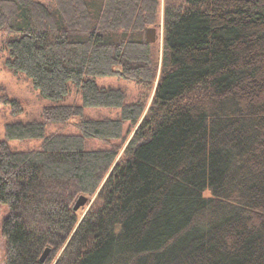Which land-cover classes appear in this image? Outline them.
I'll return each mask as SVG.
<instances>
[{
  "label": "trees",
  "instance_id": "16d2710c",
  "mask_svg": "<svg viewBox=\"0 0 264 264\" xmlns=\"http://www.w3.org/2000/svg\"><path fill=\"white\" fill-rule=\"evenodd\" d=\"M158 15L159 0H0L4 67L51 101L0 138L4 264H264V0L167 2L145 114L96 80L155 81L145 33ZM73 93L81 105L61 103ZM71 120L79 133L47 134ZM126 124L139 126L120 158L87 148L123 141ZM29 139L42 142L9 145Z\"/></svg>",
  "mask_w": 264,
  "mask_h": 264
},
{
  "label": "rangeland",
  "instance_id": "374dc122",
  "mask_svg": "<svg viewBox=\"0 0 264 264\" xmlns=\"http://www.w3.org/2000/svg\"><path fill=\"white\" fill-rule=\"evenodd\" d=\"M167 2H171L174 5H180L183 3V0H159V15L156 25L151 27L158 28V40L151 47L152 59L157 65V77L154 82L151 84H141L131 80H126L120 77H105L98 78L96 81L100 86L103 87H116L122 89L126 94L127 103H136L143 102L146 105V112L152 102L154 97L155 89L160 75L161 61L163 55L164 47V10ZM146 36V33H145ZM0 41H2V34L0 33ZM4 54L0 53V97L16 101L21 108L22 112H14L13 107L9 105H4L0 102V138H4V127L7 123L13 121H28L40 118L42 109L44 106L51 104V101L43 97L35 86L32 84V81L26 79L21 75H14L12 72L8 71L4 67ZM63 104H82V99L80 96H77L75 93L71 94L66 100L62 101ZM85 113L91 118H116L120 114V109H96V108H85ZM77 121L71 120L67 123H55L51 124L47 128V134L54 132H61L64 134H77L79 133L76 128ZM137 125H125V130L127 132L124 140H112L104 141L98 139H87V148L96 150V149H108L113 146L121 148V155L125 147L127 146L129 140L131 139L133 133L138 128ZM131 134H128L130 133ZM42 140L39 139H29L24 141H10L9 145L15 150H29L35 149L40 146ZM205 196H209V193H206ZM97 195L91 198V201L79 211L80 217L84 216L95 204ZM9 209L6 205L0 204V264H4V240L1 236V225L5 218L7 217Z\"/></svg>",
  "mask_w": 264,
  "mask_h": 264
},
{
  "label": "water",
  "instance_id": "95a60500",
  "mask_svg": "<svg viewBox=\"0 0 264 264\" xmlns=\"http://www.w3.org/2000/svg\"><path fill=\"white\" fill-rule=\"evenodd\" d=\"M158 28L157 27H151L148 28L146 31V42L149 44H155L158 40ZM88 204V198L86 196H81L76 204H75V210L78 211L79 209L85 207ZM51 253V249L47 248L44 253L41 256V262H45L48 256Z\"/></svg>",
  "mask_w": 264,
  "mask_h": 264
}]
</instances>
